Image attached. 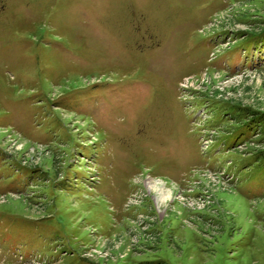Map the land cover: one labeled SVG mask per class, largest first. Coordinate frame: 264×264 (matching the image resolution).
Segmentation results:
<instances>
[{
    "label": "rangeland",
    "instance_id": "374dc122",
    "mask_svg": "<svg viewBox=\"0 0 264 264\" xmlns=\"http://www.w3.org/2000/svg\"><path fill=\"white\" fill-rule=\"evenodd\" d=\"M0 264H264V0H0Z\"/></svg>",
    "mask_w": 264,
    "mask_h": 264
},
{
    "label": "bare ground",
    "instance_id": "6f19581e",
    "mask_svg": "<svg viewBox=\"0 0 264 264\" xmlns=\"http://www.w3.org/2000/svg\"><path fill=\"white\" fill-rule=\"evenodd\" d=\"M147 185L149 188H153L156 192L162 193L163 195L166 194L163 182L147 180Z\"/></svg>",
    "mask_w": 264,
    "mask_h": 264
}]
</instances>
